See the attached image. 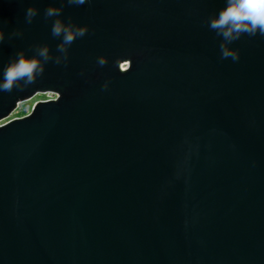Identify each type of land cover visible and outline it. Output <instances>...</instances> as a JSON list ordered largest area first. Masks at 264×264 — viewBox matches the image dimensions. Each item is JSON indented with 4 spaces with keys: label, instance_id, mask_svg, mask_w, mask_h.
Returning a JSON list of instances; mask_svg holds the SVG:
<instances>
[{
    "label": "water",
    "instance_id": "95a60500",
    "mask_svg": "<svg viewBox=\"0 0 264 264\" xmlns=\"http://www.w3.org/2000/svg\"><path fill=\"white\" fill-rule=\"evenodd\" d=\"M50 6L88 32L0 92V121L58 95L0 124V264H264V36L222 58L226 0H0V79L62 56Z\"/></svg>",
    "mask_w": 264,
    "mask_h": 264
},
{
    "label": "clouds",
    "instance_id": "9594fccd",
    "mask_svg": "<svg viewBox=\"0 0 264 264\" xmlns=\"http://www.w3.org/2000/svg\"><path fill=\"white\" fill-rule=\"evenodd\" d=\"M88 0H67L70 5H83ZM62 7L50 6L45 9V18L57 17L52 25V36L61 38L57 45V51L62 56H53L47 45L37 46L36 55L27 56L23 50L16 54L14 59L3 68L2 79H0V92H11L13 89L28 87L36 81V78L45 71V64L54 61L60 64L62 59L67 60L69 46L78 38L87 34V26H75L71 22L65 23L60 17ZM38 15V9L29 7L26 10V22L31 24ZM209 27L215 30L217 35L222 36L223 42L220 44L222 58L231 57L233 60L239 59V51L229 47L231 43L240 39L244 34L264 36V0H226V6L222 8L218 15L209 19ZM13 35H22L14 32ZM5 39V33L0 28V43ZM98 64L103 66L107 63L104 57L98 58ZM22 82V83H21ZM107 88V83L104 85Z\"/></svg>",
    "mask_w": 264,
    "mask_h": 264
},
{
    "label": "rangeland",
    "instance_id": "374dc122",
    "mask_svg": "<svg viewBox=\"0 0 264 264\" xmlns=\"http://www.w3.org/2000/svg\"><path fill=\"white\" fill-rule=\"evenodd\" d=\"M47 95L44 94H37L36 96L23 101L19 103L18 107L14 109V112L11 114V116L3 121H0V124H4L6 122H9L11 119L20 118L26 116L28 113H31L33 110L34 105L45 98H47Z\"/></svg>",
    "mask_w": 264,
    "mask_h": 264
},
{
    "label": "built area",
    "instance_id": "2783aa9c",
    "mask_svg": "<svg viewBox=\"0 0 264 264\" xmlns=\"http://www.w3.org/2000/svg\"><path fill=\"white\" fill-rule=\"evenodd\" d=\"M41 94H44V93H41ZM44 95H47L48 97L43 99V100H41V101L52 100V99H56L58 97V95L56 93H53V92H47ZM28 114H30V113H28Z\"/></svg>",
    "mask_w": 264,
    "mask_h": 264
}]
</instances>
